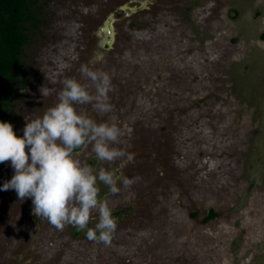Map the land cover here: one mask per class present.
Here are the masks:
<instances>
[{
    "label": "rangeland",
    "instance_id": "1",
    "mask_svg": "<svg viewBox=\"0 0 264 264\" xmlns=\"http://www.w3.org/2000/svg\"><path fill=\"white\" fill-rule=\"evenodd\" d=\"M32 6L38 21L25 24V68L0 122L23 137L26 120L58 102L62 80L90 85L84 64L105 71L112 111L76 107L121 129L114 146L134 156L123 168L134 184L118 182L115 196L99 184L118 224L110 246L56 230L30 198L0 190V264H264V0ZM75 155L100 166L90 146ZM13 175L0 164V189Z\"/></svg>",
    "mask_w": 264,
    "mask_h": 264
},
{
    "label": "clouds",
    "instance_id": "2",
    "mask_svg": "<svg viewBox=\"0 0 264 264\" xmlns=\"http://www.w3.org/2000/svg\"><path fill=\"white\" fill-rule=\"evenodd\" d=\"M80 77L62 80L58 102L41 118L26 120L23 137H18L11 123L0 122V164L10 162L14 175L3 184V191L14 190L20 200L30 198L33 215L46 220L58 231L72 226L85 233L86 239L110 246L117 230L107 198L100 196L99 184L111 195L127 189L134 179L123 175V168L134 156L115 147L121 129L115 124L98 123L80 113L76 106L91 105L103 115L112 111L109 73L94 70L87 64L79 68ZM89 87L94 88V93ZM42 94L47 92L41 89ZM90 146L98 168L82 165L76 151ZM120 162L119 168H105ZM98 214L94 227H89L92 213Z\"/></svg>",
    "mask_w": 264,
    "mask_h": 264
},
{
    "label": "trees",
    "instance_id": "3",
    "mask_svg": "<svg viewBox=\"0 0 264 264\" xmlns=\"http://www.w3.org/2000/svg\"><path fill=\"white\" fill-rule=\"evenodd\" d=\"M32 0H0V121L7 116L25 63L21 57L28 43L26 23L38 21ZM217 217L213 209L207 221Z\"/></svg>",
    "mask_w": 264,
    "mask_h": 264
},
{
    "label": "water",
    "instance_id": "4",
    "mask_svg": "<svg viewBox=\"0 0 264 264\" xmlns=\"http://www.w3.org/2000/svg\"><path fill=\"white\" fill-rule=\"evenodd\" d=\"M124 10L127 11L128 13H130V12L134 13L136 11L135 9H124Z\"/></svg>",
    "mask_w": 264,
    "mask_h": 264
}]
</instances>
